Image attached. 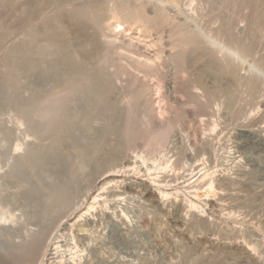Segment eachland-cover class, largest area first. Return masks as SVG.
I'll use <instances>...</instances> for the list:
<instances>
[{"label": "rangeland", "instance_id": "374dc122", "mask_svg": "<svg viewBox=\"0 0 264 264\" xmlns=\"http://www.w3.org/2000/svg\"><path fill=\"white\" fill-rule=\"evenodd\" d=\"M89 1L93 0H63V7L72 8L75 5L79 6V4H82L80 7L92 6L91 10L97 9L100 11L97 19L98 28L95 29L100 32L98 33L100 34L99 37H102V40L104 42L106 40L110 41V39L112 41L115 38L114 43L116 47L113 43V49H116V52L115 50H112L113 53L111 54L110 58L101 60V62L99 60V65L107 71L116 87L121 90L120 96H122L123 98L124 95L125 99L127 98L126 100H123L121 98L122 103H126L128 108L131 104H133L132 101H135V99H139L138 97L141 94L140 97L147 96L149 99H152V107L159 109L161 105L164 106L165 100L169 97L167 101L170 105L169 111L170 109L171 111H168V113H166L165 115L160 116L163 123H159V120L154 116H150L149 119H147V122L144 120V117L142 115L140 116V118H138V114L140 115V113H138L137 118L140 119V122L137 121L139 123L135 124L136 127L134 126L132 131L130 132L131 137V135L133 134V130L136 128L133 134L134 137L132 136L135 142L133 141L132 137V140L129 138V135L124 139L123 137H121V139L120 137L116 138V140H124L126 143V145L124 144L125 146L122 150L123 153L121 152L122 156L120 155L122 160L118 161L109 169H106L103 172L104 175L101 174L104 177H101L100 175L93 182L88 180L89 175L87 173L84 175L82 174L85 180H83V182L81 181L80 185L82 184L84 186H81L80 188L79 185V187H77L78 189L76 187L72 189L74 190V194L72 192L71 195H73L72 200L74 201V208H76L75 210H78L77 213L84 214V218L82 219L85 220H81V222H84V225L82 223L81 224L87 230L86 233L89 232L88 236L86 235V239L84 240H79L77 238L75 229L73 230V228L66 227L62 224V230L58 231L56 229V231H54V233H57V235H53V237H55V242L53 243L57 245H54L55 248L57 247V251L55 250L53 251V253L51 252L53 256H49L50 260L48 264H180L181 262H183V264H186L184 263L185 258H187V261L189 260L188 264H191L192 262H196L197 257L199 256L203 257V259H205V261L208 263L215 256H218L219 254L221 255V253L225 257L226 264H247L248 262H250L249 260H252L250 264H264V145L261 142H258L259 135L263 134L262 130H264V70L261 69L262 73L258 71L255 72L252 65L255 62H264V33H262L263 35L257 34L258 37H256L255 32H252V29L250 28V17H253L254 12L258 10V12L264 13V0H247L246 2L244 0V2L241 3L244 6L238 4V8H241V11L240 9H237L235 4L232 5L234 7L231 6L234 0H232L231 2H228L230 0H223V3L221 2L222 0H211V4L209 3V1L203 0L206 7L202 6L204 10L201 8V11L199 10V7H201L200 5H202V0H94L93 2L97 3L96 5L94 3V5H92V2ZM21 2L22 0L19 4H21ZM190 2L192 5L190 4ZM199 2L201 3L200 5ZM224 2H228L229 4L231 3L230 5H228V8H234L236 10V15L234 14L233 9H231L232 11L230 9H228V11L227 9H225L227 7L224 6H227V4H225ZM195 3H197L198 5L196 6ZM195 6L196 8H194ZM208 6H210V8ZM194 9H196L197 11H195ZM217 10H219V13L217 12ZM223 10H225L227 13L231 11L229 12V16H226L225 11L223 12ZM6 12L7 11H4V13ZM190 12H193L194 14L195 12L200 13H198L200 17L197 15V13L196 15L198 17L195 15L198 21L195 20L196 18L192 16L193 13L191 14ZM213 12H216V15ZM221 13H224L222 16V20L220 18L221 15H218ZM231 13L234 14L235 17L238 15L236 18L238 21H244L247 18V21L245 20L246 22H238L235 20L239 23V25L238 23L236 25L238 26L240 31L236 26L234 27H236L237 30L234 28V31L237 36L241 38L244 37V41L253 42L251 56L247 59L246 63L243 64L244 66L240 64V67L243 66L241 70L238 66V74L236 76V79L234 78L233 81L230 80L233 83H228V79H220L217 82L222 86L226 84L231 85L236 82L234 86H232L237 89H235V103L233 102L232 108L228 107L231 110L225 108L224 105L227 102L224 103L225 101L221 100V97L219 100V97L215 98L218 100L216 101L214 97L210 98L206 96L209 99H206L205 97V100L203 98V100H205L203 105L208 106L209 100V106L205 107L201 105L203 101L199 103L200 105L198 104V101L200 102V97L202 99V97L204 96L201 94V90H196V88L194 87L195 83L193 82L194 77H197L196 75H199V71L201 70L198 68V71V69L194 67V70H196L197 73H195L196 71H194L195 76H192L191 80H189V76H191V74L193 73V67H191L192 70L189 75L186 74V70H183V72H185L184 74L180 67L184 69L186 67V64L184 67H182L183 65H181L180 63H174L176 61L171 60V55L173 56L175 52L176 55L178 51H180L179 48H177L178 45H176V43L178 44V34L185 32L183 31L184 29L192 31L197 28V30H195L196 32L200 31L204 34H210L214 31V29L216 30L217 27H220L217 25H219L222 21L223 22L220 25L227 24L229 21L234 22V20L232 19H235V17ZM214 15L216 19L220 18V21L218 20L220 23L214 18ZM217 15L218 17H216ZM231 15L233 16V18ZM3 17L4 18L0 17V30H2L1 26L2 28H4L3 24L5 28H8V25L11 23V16H9V14L3 15ZM223 17L227 20H225ZM191 18L193 19L191 20ZM214 19L216 21H211ZM213 22H215V28L211 30L212 32L208 31V29L210 30L214 27V25L212 24ZM263 26L260 33L264 31ZM20 27L22 28V25L18 28L20 29ZM25 27L26 26H24V28ZM26 28L27 29L24 30L21 29L22 31L20 30V33L16 29V34L14 32L12 36V34L10 33L3 38V40L5 39V42L1 44L2 47L0 45V78L1 73L3 74L1 79L5 78L6 76V70L3 67L5 60L4 53H6V51L12 46V44L20 41L23 37V39L27 37L26 34L28 33L29 29L28 27ZM202 28L203 31H201ZM245 28H247L248 30ZM251 32L253 34H251ZM171 36L174 40L171 39ZM248 36L250 38L254 37L255 42L253 41V38H251L250 40ZM174 43L175 45L173 46ZM254 44L257 45L255 46ZM107 45L110 46L109 44ZM117 52L119 53L117 54ZM175 55L173 56V59ZM144 58L145 60H148L150 62L151 67L154 66L153 68H148V71L142 69L140 70L135 61H143ZM119 59L121 60V62ZM123 62L124 64H122ZM106 68H108V70ZM109 70L112 74L109 73ZM115 70L117 71L115 72ZM188 70V72H190V69ZM145 71L147 72L145 73ZM250 74L258 77V81L256 84L257 88L253 93V95H256H254L255 98L253 97V95H250V98H248V93L247 95L245 94L248 91H245V84L247 79L251 77ZM183 75H186L185 78ZM200 75L201 77L203 76V81H206L204 82L205 84H208L209 87L212 86L214 82L212 83L213 79L209 75L204 74L203 72H200ZM23 76L24 75H22L20 80L21 82L23 81V84L27 85L28 90H26V92L28 93L30 88L28 87V84H35V81L33 80V78H26V76L24 77L26 79H24ZM113 76L115 78H113ZM29 79L33 80V82H31V80ZM154 79H156L157 81ZM25 80L26 82H24ZM190 81H192V84L190 83ZM186 82H189L190 86L189 84H186ZM25 85L23 86V88L27 89ZM53 85V82H47L44 87L45 90L46 88H48L46 92H52L54 89ZM186 85H188L187 88ZM30 86H32V84ZM191 86H193V88L198 91L196 92L197 95H202L197 97V102H194L195 99L193 100L192 98V96H195L196 94L191 95L192 92L191 90H189ZM1 87L2 86L0 85V92L3 90V88ZM23 88L22 95L25 97L27 96V94H24L25 89L23 90ZM193 88L191 87V89ZM181 89H184L183 92ZM186 89L190 91L189 93L191 94H189ZM195 90H192L193 94L195 93ZM184 93L185 95H183ZM136 95H138V97ZM186 95H191L192 99H186V97H188ZM129 98H131L132 101H130ZM162 99H164V103H162ZM213 99L216 102H214ZM245 99L247 101L252 99V101L250 100V102L248 101L246 103ZM189 100L190 103H188ZM172 101L173 103L171 104ZM220 101H223L222 106L220 104ZM187 103L191 105L187 106ZM210 103H214V105H216V108H214L215 106L213 105L214 107L212 109V105ZM193 104H196V106L198 104V106L196 107ZM217 104L220 105V111L219 109H217ZM210 105L212 110H210ZM226 105L229 106V104ZM5 107L8 108L9 106H0V111L2 110L3 112L0 113V229L3 230H0V233L3 232L0 234V248L3 250H11L12 248L13 250L14 246L17 247L18 244H22L19 242V240L22 237L21 235L23 233L21 232L24 231V229V233L27 232V228L28 230L31 229V232H37L38 230L40 231L39 228H41L42 225L45 226V224H47V222L49 223L51 219H49V215H46L43 210H35L33 206H31L32 208H30V205L27 206L25 204V207V205L21 204L24 203V199L22 200L20 198L24 197L25 191L29 193L33 192V195L37 199L39 198V202H41V204L44 206L45 204L43 203L47 204L48 200H51L52 194H54L53 192H55V190L57 189H60L63 183L62 178H59L58 175V177L55 176L56 174L54 173V170H58V168L55 166L54 162L53 164L55 167H52L53 164L50 163V165H52V168L47 164L49 166L48 168V166L45 167L46 165L43 166L42 162L40 163V161L36 159H33V161H31L32 157H28V155L30 156V152L36 154L39 151L38 149H36L38 145H43L42 147H45V144L50 145L49 142H51V140L47 138L49 137L48 135H37L33 132V128L40 127L38 125H40V123H42L44 119H42L43 121L39 122V116L36 115V117L34 115L33 117L39 119V124H36L37 120L34 121L35 118L33 119L32 117L31 120L33 122L30 121L28 123L32 122L31 124H35V127L28 124L27 126H29V131L26 125H24L22 128V124L25 121L20 120L21 117L19 120H15L17 119L16 117H18L19 114H15L16 111L13 109V115L11 108L6 109ZM144 108L145 107H143V112L146 111L144 110ZM87 109L92 110L93 108L92 106L89 107L88 105ZM139 109V111L141 112L142 107ZM143 112H141V114H143ZM181 114L183 115V117ZM200 114L202 116H200ZM212 115L214 118L212 117ZM99 118L101 119L99 114L95 113V120H93L91 123L92 127L96 128L93 129V131L99 129L97 127L102 126L101 122L103 121V117L102 120H100ZM153 118L154 120H152ZM149 120L151 123H149ZM13 121H16L17 123L19 121L23 123H18V125L21 124L18 126V128H16L17 126L15 125L11 127L13 124H15ZM141 123H143L144 125H141ZM214 123L216 124V126ZM42 124L41 127L43 126ZM139 124L141 125L140 127L138 126ZM213 125L215 127H213ZM145 127L148 129L145 130ZM9 128L12 130V135L18 134V136L14 135L12 137L10 133L7 132ZM2 130L4 132H2ZM26 130L28 131V133H26ZM216 131H218V133ZM257 131L258 133H260L261 131L262 132L261 134H257ZM30 132L35 135V138L39 136L37 137L38 140H36L37 138L35 139L33 137L34 135L31 136L32 133ZM243 132L246 134H244ZM248 132L251 133L248 134ZM83 134L85 135V138L82 136ZM152 135L154 137H152ZM73 136H75V139H78L76 141H80L82 145L84 143H86L87 145L90 140H92V138L88 136V134L84 130L82 133V129H75L73 131ZM45 137L47 138V140ZM39 138L41 139L39 140ZM114 139L115 138H113V140ZM160 140L161 143L159 142ZM39 141H41L42 144ZM14 143L15 148H13ZM20 143H22V145H25V148ZM63 144L61 145V147L63 146ZM158 145H163L164 147ZM66 146L67 144L63 146V150L65 151L66 149V152L68 151V154V148L64 149V147ZM61 147L60 149H62ZM158 147H160L161 152L164 150L162 154H160V150L156 151L157 149H159ZM21 148H24L25 150H23L26 152L24 153ZM32 153L31 155L33 156ZM67 154L66 157H69L71 154V156H73V159L75 158L74 155H72L73 153H70L69 155ZM63 155L65 156V154ZM68 157L67 161H69V159H72ZM53 168L55 169L53 170ZM50 169L53 170V173L50 171ZM47 170L50 171V175L48 174ZM107 170L110 172L108 173ZM51 174L54 175L52 176ZM83 176H81L82 179ZM105 178L106 180H104ZM96 181H98L101 185ZM94 184H99L100 186H96ZM90 185H93L92 188ZM132 188H136L137 190H139V192L132 193ZM91 189H94L93 191L100 193L98 194L100 195V197L97 198L99 202L97 200L93 202L92 200L91 203V199L86 197L88 196L86 193H90L87 191H92ZM145 190H153L154 196L162 194L164 205L163 203L162 205L157 204L154 200L155 198L151 196H143L141 192H145ZM77 193H79L80 195ZM209 195H211L212 197H210ZM73 201L71 203H73ZM82 204L84 205L83 207ZM86 205L89 207H87ZM27 208L30 209L27 210ZM86 210H88V212H86ZM186 211L188 212V214ZM190 211L193 212V215H189V213H191ZM31 214L36 217H34V219L31 218ZM16 215L19 217H17ZM197 215L201 216H198V218ZM186 216H188L190 222L187 218H185ZM189 216H191L192 218L190 217V219ZM14 217H16V221L13 220ZM192 219L194 222L191 221ZM12 221H14L13 223H15L16 226L14 224L12 225ZM122 222L125 223L126 226ZM20 225L24 229H22ZM19 228L21 229L17 231ZM32 229L35 230L33 231ZM24 235L25 234H23V237H25ZM17 236H21L19 237L20 239H18ZM11 238L12 240L14 239V243H12ZM15 240H18V243ZM22 242H24V240ZM10 243L14 244V246H11ZM7 244H10V246L8 247ZM244 247L248 249L251 248L250 250L252 251V254L255 253V256L253 255L252 259H248L249 257H246L247 254L243 250ZM205 249H207L208 251ZM186 251L187 253L184 254ZM188 252H191V254H189ZM204 253H206L207 256L206 254L204 255ZM187 254L191 255L190 258H188L189 256ZM193 254L195 255L196 259L195 257H193ZM204 256L207 259L204 258ZM256 257L260 260L256 259ZM243 258L246 259L243 260ZM247 259L248 261L246 262ZM253 260H255L256 262Z\"/></svg>", "mask_w": 264, "mask_h": 264}, {"label": "bare ground", "instance_id": "6f19581e", "mask_svg": "<svg viewBox=\"0 0 264 264\" xmlns=\"http://www.w3.org/2000/svg\"><path fill=\"white\" fill-rule=\"evenodd\" d=\"M20 1L21 0H0V17L4 18L3 15H6V14H9V16H11V23L10 24L8 23L9 24L8 25L9 27L7 26L8 28H5L4 24L1 23V24H3L4 28H2V26H1L2 30H0V33H1L0 34V42L3 40V38L7 34L11 33L12 36H13L14 32L16 31V29H17L18 32L22 28H24V26L28 27V29H29V31L27 30L28 33L26 34L27 37L25 36L26 37L25 39H23L24 38L23 37L20 41H18V42L15 41L16 43H14V44L11 43L12 46L6 51V53H4L5 54V60H4V66L3 67L6 70V76L4 75L5 78L1 79L2 75H3L1 73L0 85L2 86L1 88H3V90L0 92V106L8 105L9 106L8 108H11V110L13 112V115H14V110H15L16 111L15 114H17V113L19 114L18 115L19 118L16 117L17 119H15V120L17 121L21 117L20 120L25 121L24 122L25 124L23 122H22L23 123L22 124L21 122L18 121V123L22 124V128H23L24 125L27 126L28 124L35 127V124H31L33 122L31 119H32V117L34 115L35 116L36 115L39 116V119H40L39 120V119H36L35 117H33V119L35 118L34 121L37 120L36 124H39V122L43 121L42 119H44V121L42 122L43 124L40 123V125H38L40 127H35V128L32 127V128H33V132L35 134H37V135H40V134L48 135L50 138L49 137H47V138L51 140V142H49L50 145L49 144H45L46 145V146L44 145L45 147H42L43 145H41V146L38 145L36 149H38L39 151L37 153L35 151L36 154H33L32 152H30V156L28 155V157H30V158L32 157L31 161H33V159H36V160L40 161V163L42 162L43 166L46 165L45 167L50 165V163L53 164V162H54L55 166L58 168V170H54L55 168H53L54 173L56 174L55 176L56 177L59 176V178H62V183L63 184H62V187L60 189H57V190H55V192H53L54 194H52V197H51V193H50L51 200L50 201L48 200L47 204L43 203V204H45L44 206L41 204V202H39V200H38L39 198L37 199L33 195V192L29 193V192H26L24 190L25 191L24 197L20 198L22 200L24 199V203H21V202L20 203L22 205H25V204L27 206L30 205V208H32L31 206H33L35 208V210L36 209L43 210L46 215H49V219L50 218L51 219H50L49 223L47 222V224H45V226L42 225V227L39 228L40 231L37 229L38 230L37 232L36 231L35 232H31L30 231L31 229L28 230V228H27L26 231L27 232L29 231V232L28 233L27 232L24 233L25 229L21 226L22 225L21 224L20 226L22 227V229H24V231L21 230L22 231L21 233L25 234L24 235L25 237H23V234L21 235L22 237L21 236H17V237H18V239H20L19 237H21V239L25 238V239H23L24 242H22L23 240L20 239L21 241L19 240V242L22 243V244L21 245L18 244L17 247L14 246V244L10 243L11 246H14L13 250H12V248H11V250H3V249L0 248V264H48V262L50 260L49 256L52 255L53 251H55V250L57 251V249H56L57 247L55 248L54 247L55 244L53 243V242H55V239H54L55 237H53V235L54 236L57 235V233H54V231H56V229L58 231L62 230L61 229L62 224L64 226H66V227L73 228V230L75 229V231L77 233V238L79 240L86 239V235L88 236V233H89V232L86 233L87 230L83 227V225H84L83 223L84 222H81V220H83L82 218H84V214L83 213H77L78 210H75L76 208H74V201L72 200V198H73L72 196L73 195H71V193L74 190H72V189H74L75 187L76 188L79 187L80 182L81 181L83 182V180H85L84 176H83L84 174L87 173L89 175V177L88 176H86V177L89 178L88 179L89 181L93 182L101 174L104 175L103 172L106 169H109L111 166L116 164L118 161L122 160L121 152H122L124 146L126 145V143H125L124 140H120V139H121V137H123V139H124V138L128 137V135H129V138L131 139V137L133 136L134 131H135L136 128L133 130V134L131 135V137H130V132L132 131V129L135 126V124L140 122V119H138V118H140L141 115L144 117V120L147 121V122H148L147 119H149L150 116H154L155 118H157L159 120V123H163V121H161L160 116L165 115L166 113H168L170 105H169V103L167 101V99L169 98L168 97L165 100L164 106L161 105L159 109L153 108L152 107L153 100L149 99L147 96H146L147 98L144 97V96L140 97L141 94L140 95L138 94L139 97H138V95H136L139 99H135V101H132V99H131L132 97L129 98L130 101L133 102V104H131L128 108H127V104L126 103H125L126 105L122 103V101H121L122 96H120L121 90H119L116 87V85L112 81L111 76L107 73V71L99 65V60L101 62V60H104V59L106 60V59L110 58L111 54L113 53L112 50H115V52H116V49H113V43L115 41V38L112 41L110 39L111 37L109 38L110 41L106 40V38H105L106 41L104 42L102 40V37H99L100 34H98V33H100V32H98L95 29V28H98L97 27V24H98L97 23V21H98L97 19H98V16L100 14L99 10H97V9L96 10H94V9L91 10L92 6L80 7L82 4H79V6L75 5L72 8L71 7L70 8H68V7L64 8L63 7L64 6L63 5L64 4L63 0H22L21 4H19ZM93 1H89V2H92V5H94V4L96 5L97 3H94ZM204 1L203 0L201 1L202 5H200L201 3L199 2V5L201 7H199L200 9L199 8L198 9L200 11H201V8L204 10L203 7H206L205 4H204ZM207 1H209L210 4L212 3L211 0H207ZM231 1L232 0H230L228 2H231ZM246 1L247 0H245V2ZM95 2H97V1H95ZM192 2H195V1H192ZM216 2H218V1H216ZM221 2L223 3V0ZM228 2L227 3L224 2L225 4H227V6H224V7H227V8H225V9H227V11H228V9H230V8H228V5L231 4V3L229 4ZM233 2L231 4V6L233 4H235L237 9H240V11H241V8H238V6H239L238 4H241L242 2H244V0H234ZM76 3H77V1H76ZM197 3H195L196 6L198 5ZM190 4H191V2H190ZM241 5H243V4H241ZM196 6L194 8H196ZM208 7L210 8V6H208ZM232 7H234V6H232ZM232 7H231V9H233V12L235 14L236 10L234 8H232ZM257 9H261V8H257ZM194 10L197 11L196 9H194ZM4 11H7V12L4 13ZM218 11L219 10H217V12ZM224 11L225 10H223V12ZM231 11H229V12H231ZM211 12H209V13H211ZM229 12L227 13L225 11V15L229 16V14H230ZM196 13L197 12H195V14L193 13L192 16L195 17ZM198 13H197V15L199 16L200 13L199 14ZM213 13H215V15H216V12H213ZM223 14L222 13L218 14V15H221V17H220L221 20H222ZM234 14H232V15L234 16ZM137 15H139V14H137ZM215 15H214V18H215ZM218 15L216 17H218ZM233 16H232V18H233ZM237 16L236 17L234 16L235 19L231 18L232 20H234L235 24H234V22L229 21L227 24L220 25L223 21L220 23L219 22L220 18L219 19L215 18L217 21L219 20L218 22L220 24L217 25V26H220V27L218 28L216 26L217 29L215 30L214 29L215 28V24H214L215 22H213L212 24L214 25V27L212 29L209 30L208 28H206V29H208V31H211V30L214 29V31L213 32L211 31L212 33H210V34L208 33V31H207L208 34H206V33L204 34L203 32L201 33L200 31L196 32L195 30H197V28L195 30H192V31L187 29L189 32L184 29L183 31H185V32L182 31L183 33H181V34L178 31V33H179L178 34V38H177L178 39L177 40L178 44L176 43V45H178L177 48H179L180 51H178V53L176 55H175L176 52L174 53V55H175L174 59H173L174 55L173 56L171 55V58H172L171 60L176 61L174 63H177V62H178V64L180 63L181 65H183L182 67H184L185 64H186V67L184 69L181 68V67H180V69H182V72H183V70H186V74L187 75H189L191 73V70L193 69L192 70L193 71V73H192L193 75L191 74V76H189L190 79L187 78L189 80H191V77L192 76L194 77L195 76L194 74L197 73V71L194 70L195 69L194 67H196L197 69L199 68L201 70V71H199V69H198L199 75H196L197 77H194V81L193 82L195 83L194 87L196 88V90H199V91L201 90V92H202L201 94L204 97H202V99L200 97V99H199L200 102H199L197 97L202 96V95L200 93H198L200 95H197L196 92H198V91H196L193 88V86H191L193 89H191V87L190 88L188 87L189 90H191L192 94L189 93L190 91H188L187 89L186 90L191 95H195L196 94L197 96L196 95L192 96V98H193V100L194 99L196 100V101L194 100V102L198 101V104L201 103V101H203V103L201 104L202 106H205V105H203L204 101L206 99H209L207 97H210V98L214 97V99L219 97L218 100L221 97V100L225 101L224 103L227 102L226 104H229V106L225 104L224 105L225 108H227L228 110H231L229 108L230 107L232 108V104H233L234 100L236 99L235 96H236V90L237 89L232 87V86H234V84L236 82H234V84H231V85L230 84H226V85H223V86L220 85V83L218 84L217 82L220 79H226V80L228 79V81H229V82L227 81L228 83H233L230 80L233 81L234 78L236 79V76L238 74V72H237L238 71L237 70L238 66L240 67L241 65L245 64L247 59L251 56V52H252V48H253V42L244 41L243 40L244 37L242 35L241 36L243 38L237 36L235 31H234V28L235 29H236V27L238 28V26L236 24L238 22L242 21V20L238 21L236 19ZM197 17H195L196 18L195 20H197ZM204 17H205V15H204ZM230 17H229V19H230ZM184 18H186V17H184ZM192 19L193 18H191V20ZM215 19L211 20V21H216ZM241 19H242V17H241ZM250 19H251L250 20V26H251L250 28L252 29V32H255L256 37H258L259 34L263 35L262 33H264V31L261 32V33H260V31H261V28H262V26L264 24V13H260L257 10L256 12H254L253 17H250ZM225 20H227V19H225ZM235 20L238 21V22H236ZM245 20L242 21V22H246L247 21V20L246 21ZM118 21H121V20H118ZM149 24H151V23H149ZM21 25H22V28L20 27V29H19L18 27L21 26ZM199 25H201V24H199ZM203 25H204V23H203ZM238 25H239V23H238ZM245 25H248V24H245ZM234 26H236V27H234ZM26 27L24 29H27ZM175 27H177V26H175ZM24 29H22V30H24ZM166 29H168V28H166ZM206 29H204V30H206ZM245 29H247V28H245ZM263 29H264V26H263ZM238 30H239V28H238ZM201 31H203V28H202ZM16 32H15V34H16ZM204 32H206V31H204ZM252 32H251V34H253ZM172 36H171V39H172ZM14 38H15V36H14ZM251 38H253V41H254V37H251ZM251 38H250V40H251ZM4 40L0 43V45L5 42ZM172 40H174V39H172ZM259 40H260V37H259ZM107 44H109L111 47L108 46ZM130 44H132V43H130ZM174 45H175V43L173 44V46ZM114 46L116 47L115 43H114ZM159 46H161V45H159ZM1 47H2V45H1ZM168 49H170V48H168ZM118 53L119 52H117V54ZM114 54H116V53H114ZM103 57H105V58H103ZM135 61L137 63L138 68H140V70L142 69V70H147L148 71V68H153L154 67L153 65H152L153 67H151L150 62L148 60H145V58H144L143 61H139V60H135ZM185 61H186V63H185ZM120 62H121V60H120ZM122 64H124V62ZM161 64H163V63H161ZM252 65L254 67L253 70H255V72L258 71V72L262 73L261 69L264 70V68H262V67H264V62L263 63L262 62L261 63H256L255 62ZM191 67H193V68L191 69ZM242 67H240V70H241ZM106 69L108 70V68H106ZM188 69H190V72H188L189 71ZM116 71L117 70H115V72ZM147 71H145V73ZM149 71H150V69H149ZM153 71H151V72H153ZM194 71H196V72L194 73ZM155 72H156V70H155ZM200 72H203L204 74L209 75L213 79V81L211 79L212 83L214 82L212 84V86L209 87L208 84L204 83L206 81H203L204 79L202 78L203 76L201 77ZM109 73H110V70H109ZM183 73L185 74V72H183ZM110 74H112V73H110ZM148 74H149V72H148ZM22 75H24L23 78L26 76V78L27 77H29L31 79L33 78V80L35 81V84L31 83L32 86H30L31 84L30 85L28 84V87H30L28 93L26 92V90H28L27 85L23 84V81L21 82V80H20ZM167 75H169V74H167ZM185 76H184V78H185ZM250 76L251 77L250 78L248 77L249 79H247L246 84H245L246 85L245 86L246 87L245 91L248 90L245 94L247 95V93H248V95H247V96H249L248 98H250V95H253V93L255 92V90L257 88L256 84H257V81H258V77L257 76H255L253 74L252 75L250 74ZM26 78H24V79H26ZM113 78H115V77L113 76ZM31 79H29V80H31ZM33 80H31V82H33ZM154 80H156V79H154ZM189 80H187V81H189ZM49 81L53 82V84H54L53 85L54 89L52 88L53 89L52 92H46L48 90V88H46V90L44 88L46 83L49 82ZM174 81H176V80H174ZM24 82H26V80ZM190 83L192 84V81H190ZM186 84H189V82H186ZM24 85H25V87L27 89L23 88ZM187 86L188 85H186V88H187ZM189 86H190V84H189ZM245 87H243V88H245ZM22 88H23V90L25 89V93L24 94H27V96H25V97L22 95ZM183 90H182V92H183ZM192 90H195L194 94H193ZM159 91H161V90H159ZM185 93L183 95H185ZM149 94H152V93H149ZM191 95H186V96H188V97H186V99L187 98L190 99ZM254 95H253V97H254ZM205 97H206V99H205ZM253 97H251V98H253ZM143 98H146V99H143ZM203 98L205 100H203ZM222 98H224L225 100L222 99ZM122 99L126 100L127 98L125 99V97L123 95ZM246 99H245L246 103L248 101L250 102V100L252 101V99H250L248 101ZM163 100L164 99H162V101ZM170 100H171V98H170ZM215 100L218 101L217 99H215ZM215 100H214V102H216ZM160 101H161V98H160ZM173 101L171 102V104L173 103ZM192 101H191V103H192ZM223 101H220L221 103L219 102L221 104V106L223 105ZM162 103H164V101ZM175 103H177V102H175ZM188 103H190V100H189ZM188 103H187V106L191 105V104H188ZM206 103H207V101H206ZM198 104H197V106H198ZM210 104L212 105V109H213L214 106H215L214 108H216V105H214V103L213 104L210 103ZM88 105H89V107L92 106L93 109L92 110H88L87 109ZM140 105L142 107V111L141 112H143V107L146 108V109L144 108V110H146V111H144L143 114H141V112L139 111L140 110L139 108H141ZM158 105H159V103H158ZM193 105L196 106V104H193ZM211 105H210V110H212L211 109ZM147 106H149V107H147ZM208 106H209V100H208ZM247 106H249V105H247ZM219 107H220V105H218L217 109H219V111H220ZM5 108L8 109L7 107H5ZM7 111H9V110H7ZM170 111H171V109H170ZM221 111H222V109H221ZM1 112H2V110L0 111V113ZM95 113L99 114V116L101 117V119L99 118L100 120H102V117H103V121L101 122L102 126L101 127H97L99 129H97L96 131H93V129H96V128L92 127L91 123H92L93 120H95L94 119L95 118ZM138 113H140V115ZM137 114H138L139 117L137 116ZM200 116H202V115L200 114ZM214 116H216V115H214ZM96 117H98V116H96ZM182 117H183V115H182ZM212 117H213V115H212ZM38 120H39V122H38ZM150 120H149V123H151ZM152 120H154V118ZM16 121H13L15 124H13L12 126L11 125H9V126L13 127L15 125V126H17L16 128H18V126L21 125V124L18 125V123ZM30 121H32V122L28 123ZM137 121H139V122H137ZM44 122H45V124H44ZM41 124L43 125L42 127H41ZM142 124L143 123H141V125ZM192 124H193V122H192ZM141 125L139 124L138 126L140 127ZM215 126H216V124H215ZM215 126L213 125V127H215ZM2 127H4V126H2ZM27 127H28L27 129H29V126H27ZM6 128H7V126H6ZM10 128H9V130L7 129L8 131L7 130L6 131L9 132L12 137L14 135L18 136V134L12 135L11 134L12 130ZM141 128H139V129H141ZM75 129H79V130L82 129V133H83V130H84L88 134V136H90L92 138V140H90V142L87 145H86V143H84L82 145V143L80 141H76L78 139H75V136H73V131ZM144 129L147 130L148 128L145 127ZM214 129H216V128H214ZM156 130H158V129H156ZM29 131H30V129H29ZM138 131H136V132H138ZM262 131H263V134H261ZM262 131L260 133H258V131H257V134H261V135H259V141L258 142H261L264 145V130H262ZM2 132H4V131L2 130ZM216 132L218 133V131H216ZM17 133H18V130H17ZM26 133H28V131ZM30 133H32V132H30ZM250 133L248 132V134H250ZM22 134H23V132H22ZM244 134H246V133H244ZM33 135L34 134L32 133L31 136H33ZM82 136L85 138L84 134ZM8 137H9V135H8ZM33 137L35 138V135ZM37 137H39V136H37ZM118 137H120V139L116 140V138H118ZM152 137H154V136L152 135ZM47 138H46V140H47ZM113 138H115V139L113 140ZM257 138H258V136H257ZM6 139H7V137H6ZM40 139L41 138H39V140ZM36 140H38V138ZM43 140H45V139H43ZM126 140H128V139H126ZM133 141H134V138H133ZM8 142H9V140H8ZM8 142H7V145H8ZM39 142L41 143V141H39ZM159 142L161 143V140ZM63 143L67 144V146L64 147V149L68 148L67 149V150H69L68 154H67L68 151L66 152V149H65V151L63 150V146L65 145ZM20 144L22 145V143H20ZM62 144H63V146L61 147ZM3 145H4V142H3ZM14 145H15V143L13 144V146ZM17 145H18V143H17ZM22 146L25 148V145H22ZM158 146H163V145H158ZM38 147L39 148L41 147V148L39 149ZM60 147L62 149H60ZM13 148H15V146ZM158 148L159 149L156 148L157 150L156 149L155 150L156 151L160 150V147H158ZM169 149H170V147H169ZM27 150H28V148H27ZM209 150H211V149H209ZM25 152L26 151H24V153ZM160 152H161V150H160ZM162 152L160 154H162ZM31 153L33 154V156L31 155ZM70 153H73L72 155H74V157H75L74 159H73V156H71ZM63 154H65V156ZM66 154L67 155L70 154L71 157L70 156L69 157L67 156V157L68 158H72V159H69V161H67L68 159L66 157ZM161 158H163V157H161ZM50 161H52V162H50ZM54 164H53V166L50 165V167L51 166L55 167ZM48 168H49V166H48ZM53 170L50 169V171L52 173H53ZM50 171H48V174H49ZM109 172L110 171H108V173ZM51 175L53 176L54 174H51ZM81 176H83V179H82ZM12 177H13V175H12ZM49 177H51V176H49ZM101 177H104V176L101 175ZM5 178H7V177H5ZM100 178H99V180H100ZM224 178H226V177H224ZM59 180H61V179H59ZM104 180H106V178ZM236 181H237V179H236ZM85 182H87V181H85ZM85 182H84V184H85ZM92 182H91V184H92ZM96 182L99 183L98 181H96ZM10 184H11V182H10ZM99 184H97V185L94 184V185L98 186ZM81 186L83 187L84 185L81 184L80 188H81ZM90 186L92 188L93 185H90ZM146 189H148V188H146ZM93 190L92 191H87V192H90V193H86L88 195L86 197L91 199V203H92V200L94 202V201L97 200L98 197H100V195H98L100 193L99 192L97 193L96 191H93ZM131 191H132V193H138L139 192V190H137L136 188H132ZM116 193H118V192H116ZM141 193H142L143 196H151V197L155 198L154 199L155 202L157 204H159V205H162V203H163L162 194L154 196L153 190H147V191L145 190V192H141ZM141 193H139V194H141ZM73 194H74V192H73ZM77 194H79V193H77ZM113 194H114V192H113ZM209 196L212 197L211 195H209ZM88 198H87V200H88ZM78 200H79V198H78ZM72 201H73V203H71ZM85 201H83V202H85ZM26 205H25V207H26ZM163 205H164V203H163ZM83 206L84 205L82 204V207ZM87 207H89V206H87ZM30 208H27V210L30 209ZM102 210H104V209H102ZM36 212H39V211H36ZM86 212H88V210H86ZM190 212L191 213H189V215L193 213L192 211H190ZM32 214H34V213H32ZM32 214L30 216H31V218L34 219V217H36V216H33ZM187 214H188V212H187ZM191 216H189V218ZM198 216L199 215H197V217ZM17 217H19V216H17ZM15 218L16 217H14V219H13L14 221L17 220V219L15 220ZM185 218L188 219V216H186ZM193 219H194V217H193ZM193 219L191 221H193ZM9 220H11V219H9ZM14 221H12V225L13 224L15 225V223H13ZM120 222H121V220H120ZM189 222H190V220H189ZM193 222H192V224H193ZM123 224L125 225V223H123ZM20 229L21 228H19L17 231H19ZM0 230H2V229H0ZM14 231H15V229H14ZM1 233H3V232H1ZM7 235H9V234H7ZM14 235H15V233H14ZM12 238H13V235H12ZM12 238H11V241H12V243H14L13 242L14 239L12 240ZM56 239H57V237H56ZM15 241H17V243H18V240H15ZM10 244L9 245L7 244L8 247L10 246ZM55 246H57V245H55ZM82 246H83V244H82ZM242 247H243V245H242ZM242 247H240V248H242ZM245 247H247V246H245ZM245 247H244L243 250L247 254L246 257L247 258L249 257L248 259H250V258L252 259L253 255L255 253L252 254V251L250 250L251 248L248 249V248H245ZM207 249H205V250H207ZM188 251H190V250H188ZM218 251H220V250H218ZM204 252H206V251H204ZM211 252H212V250H211ZM186 253H187V251L184 254H186ZM188 253L191 254V252H188ZM219 253H221V252H219ZM205 254L206 253H204V255ZM211 254H213V253H211ZM195 255L193 257H195ZM188 256H189L188 258H190L191 255H188ZM206 256H207V254H206ZM184 257H185V255H184ZM213 257H214V255H213ZM204 258H206V257L204 256ZM191 259H193V258H191ZM195 259H196V257H195ZM195 259H194V261H195ZM244 259H246V258H243V260ZM248 259L246 260V262L248 261ZM256 259H259V258L256 257ZM184 260L187 261V258H185ZM238 260H241V259H238ZM185 261H184V263L188 264L189 260L187 262H185ZM249 261L251 262L252 260H249ZM253 261H255V260H253ZM225 262H226L225 261V257L221 253V255L219 254L218 256H215L208 263L201 256L197 257V261L196 262H192V263H195V264H226ZM235 262H236V259H235ZM250 262H248L247 264H250ZM181 263L183 264V262H181Z\"/></svg>", "mask_w": 264, "mask_h": 264}]
</instances>
